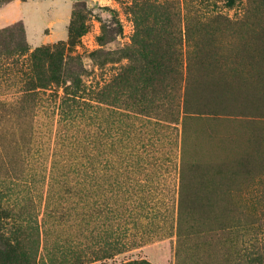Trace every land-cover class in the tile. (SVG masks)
I'll use <instances>...</instances> for the list:
<instances>
[{"label": "rangeland", "instance_id": "374dc122", "mask_svg": "<svg viewBox=\"0 0 264 264\" xmlns=\"http://www.w3.org/2000/svg\"><path fill=\"white\" fill-rule=\"evenodd\" d=\"M145 1L154 0H10L0 9V30L20 23L29 47L23 57L0 50V180L19 204L13 214L38 223L37 264H247L259 255L264 264V0H167L156 18ZM76 2L87 32L67 52L80 57L87 94L130 66L146 28L152 38L182 36L173 51L179 85L190 86L187 113L179 94L175 123L164 105L155 120L94 102L70 121L62 87L26 92L29 54L67 43ZM187 30L200 45L188 47Z\"/></svg>", "mask_w": 264, "mask_h": 264}, {"label": "trees", "instance_id": "16d2710c", "mask_svg": "<svg viewBox=\"0 0 264 264\" xmlns=\"http://www.w3.org/2000/svg\"><path fill=\"white\" fill-rule=\"evenodd\" d=\"M9 2L10 0H0V9ZM143 3L149 10L148 15L154 18L159 16L166 6L170 5V1L167 0ZM85 10V4L76 2L73 6L71 21L67 29V43L58 42L51 46L37 47L29 54L30 80L27 82L26 92L62 87L64 96L60 100L59 110L61 116L70 121L76 119V114L81 112V106L91 108L89 102H94L96 110L102 109L100 105L117 108L116 105L120 104L122 108L120 109L125 111L118 114L122 118L133 115L138 119L143 117L155 120H160L158 113H161L162 105H164L167 115L174 114L173 121L175 123L177 121L175 115L179 114L177 102L179 94L183 95V109L187 113L190 86L186 81L184 89L183 85H179V81H182V74L179 72V61L173 51L175 48L179 55L178 48L182 44V36L175 37V35L171 38L167 34L161 33L152 38L146 34V28L141 32V36L137 33L133 38L134 47L131 49L130 60L132 62L130 66L123 69L119 77L112 82L98 87L91 95L87 94L80 78L82 72L80 57L71 56L67 52L68 47L74 46L76 41L87 32ZM194 15L196 19L200 20L198 13ZM160 27L165 30L168 25L163 23ZM198 27H201L200 23H198ZM12 29L19 33L18 41L14 43L13 35H11ZM111 32L119 33L120 30H111ZM185 38L189 48L198 46L202 42L200 35L195 38L188 34V30ZM98 41L101 44L105 43V27L102 28V34ZM0 50L15 53L18 57L28 54L29 47L26 43L23 26L20 23L0 30ZM188 71L187 66V74ZM187 77L188 75H186ZM209 89L206 83H200L197 86L198 97L207 98L208 92L211 93ZM118 95H122L123 98L119 99ZM199 111L197 110V113ZM124 158L123 155L122 159ZM11 194L10 187L4 180H0V264H37L35 247L39 246L41 240L40 228L37 221L31 227L27 223L28 221L21 218L22 212H19L18 217L13 214L19 204L11 199ZM99 205L104 207L103 204ZM99 205L95 206L96 215L103 211V209H99ZM26 207L21 206L19 211L25 210ZM259 256L249 257L247 264H260L263 259ZM136 264L148 263L139 262Z\"/></svg>", "mask_w": 264, "mask_h": 264}, {"label": "bare ground", "instance_id": "6f19581e", "mask_svg": "<svg viewBox=\"0 0 264 264\" xmlns=\"http://www.w3.org/2000/svg\"><path fill=\"white\" fill-rule=\"evenodd\" d=\"M227 92H229V90H226ZM222 92H225V89H223V91ZM229 94H230V92H229ZM227 95H228V93H227ZM230 95H232V94H230Z\"/></svg>", "mask_w": 264, "mask_h": 264}]
</instances>
